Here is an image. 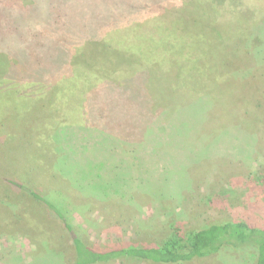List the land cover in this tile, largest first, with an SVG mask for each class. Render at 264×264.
<instances>
[{"label": "rangeland", "instance_id": "obj_1", "mask_svg": "<svg viewBox=\"0 0 264 264\" xmlns=\"http://www.w3.org/2000/svg\"><path fill=\"white\" fill-rule=\"evenodd\" d=\"M31 191L99 250L264 227V0H0V264H74Z\"/></svg>", "mask_w": 264, "mask_h": 264}, {"label": "trees", "instance_id": "obj_2", "mask_svg": "<svg viewBox=\"0 0 264 264\" xmlns=\"http://www.w3.org/2000/svg\"><path fill=\"white\" fill-rule=\"evenodd\" d=\"M215 1L221 3L225 0ZM146 51L142 46L137 48L139 54ZM31 194L49 205L53 212L63 220L64 226L74 242L76 252L74 264L107 263L127 258L176 264L213 255L226 246L240 247L245 245H255L258 252L256 264H264V227H258L246 221H223L194 230L186 229L181 224L172 223L170 233L156 242L122 245L99 250L83 241L73 224L66 220L62 211L55 204L44 199L37 192L31 191Z\"/></svg>", "mask_w": 264, "mask_h": 264}]
</instances>
